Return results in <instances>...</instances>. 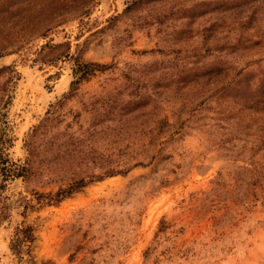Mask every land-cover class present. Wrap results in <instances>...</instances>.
<instances>
[{
	"label": "rangeland",
	"instance_id": "1",
	"mask_svg": "<svg viewBox=\"0 0 264 264\" xmlns=\"http://www.w3.org/2000/svg\"><path fill=\"white\" fill-rule=\"evenodd\" d=\"M74 57L104 67L69 95ZM41 123L39 172L5 189L0 264H21L23 223L38 263L264 264V0H0L11 159ZM102 157L142 164L39 202Z\"/></svg>",
	"mask_w": 264,
	"mask_h": 264
},
{
	"label": "trees",
	"instance_id": "2",
	"mask_svg": "<svg viewBox=\"0 0 264 264\" xmlns=\"http://www.w3.org/2000/svg\"><path fill=\"white\" fill-rule=\"evenodd\" d=\"M49 48H51V45ZM74 61L75 66L72 69L73 80L70 83L71 93L69 95H72V91L77 89L78 84L84 80H87L91 75L94 74L96 70L104 67V64L93 61H82L79 57H74ZM194 74L197 75L199 72L196 71ZM230 79L234 81L238 80L235 78V76L230 77ZM157 122L160 124L159 127L171 126L167 119H162ZM42 125L43 123L35 127L33 133L30 135L29 140H27V156L23 162L14 161L9 157V154L6 152L7 148L5 145V139L2 137L0 138V224L10 217V209L14 203V200L5 194L7 184L17 178H30V176H33L39 172V166L35 165L36 161H38L39 152L35 150V147L33 146L32 137L36 135V132ZM149 143H151L150 140ZM104 160L105 158L102 157L101 165L99 166L101 172L99 174H91L89 180H86L85 177H80L69 183L67 187L59 188L55 193H39L37 199L39 202L47 199V203L51 201L57 203L94 179L99 180L106 176L125 174L133 166L142 164L141 161H137L132 165L104 164ZM18 201L21 206H24L25 211L28 207L33 208V205L28 204L26 199L23 197L21 200H17V202ZM25 211H23V213ZM34 239V228L31 224L23 223L16 225L9 242V248L12 254L15 256L17 262L21 264H48V262L38 263L35 260L32 254V244Z\"/></svg>",
	"mask_w": 264,
	"mask_h": 264
}]
</instances>
